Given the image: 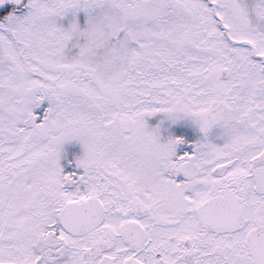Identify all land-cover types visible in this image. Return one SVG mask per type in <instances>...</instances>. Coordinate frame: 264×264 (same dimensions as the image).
Wrapping results in <instances>:
<instances>
[{"label": "snow or ice", "instance_id": "1", "mask_svg": "<svg viewBox=\"0 0 264 264\" xmlns=\"http://www.w3.org/2000/svg\"><path fill=\"white\" fill-rule=\"evenodd\" d=\"M0 264H264V0H0Z\"/></svg>", "mask_w": 264, "mask_h": 264}]
</instances>
